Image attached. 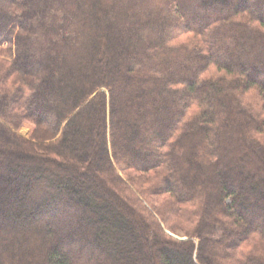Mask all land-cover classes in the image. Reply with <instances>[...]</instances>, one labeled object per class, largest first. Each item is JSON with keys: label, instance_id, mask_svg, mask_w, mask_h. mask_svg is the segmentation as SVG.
<instances>
[{"label": "trees", "instance_id": "trees-1", "mask_svg": "<svg viewBox=\"0 0 264 264\" xmlns=\"http://www.w3.org/2000/svg\"><path fill=\"white\" fill-rule=\"evenodd\" d=\"M263 14L0 0V264H264Z\"/></svg>", "mask_w": 264, "mask_h": 264}, {"label": "rangeland", "instance_id": "rangeland-1", "mask_svg": "<svg viewBox=\"0 0 264 264\" xmlns=\"http://www.w3.org/2000/svg\"><path fill=\"white\" fill-rule=\"evenodd\" d=\"M253 7H256V5H253ZM263 16H264V14H263ZM22 131V130H21ZM23 131H27L26 130V127H23ZM150 134V136H152L153 135V133H149ZM148 139H149V137H148ZM149 141V142H148ZM147 143H148V145L149 144H151V139H149V140H147ZM137 152L139 153V150H137ZM128 187H129V189H131L132 191H133V193L137 196V197H139L141 200H143L140 196H139V194H138V192H137V190L135 189V187L134 186H132V185H130V184H128ZM14 196L13 197H18L19 196V194H14V193H12ZM149 209V208H148ZM150 210V209H149ZM151 211V210H150ZM59 216V215H58ZM151 217L156 221V222H158L159 223V225H160V227H162V229H163V232H164V234H165V236H167V237H169V238H171V239H173V240H185V236L183 235V234H181V233H179V232H172V231H170V230H167L165 227H164V225L161 223V220H160V217L159 216H157L155 213H153L152 212V214H151ZM19 221H17V220H15L13 223V225L12 226H14L15 228H18V229H20V226L22 225V224H20V222L18 223ZM54 223V222H53ZM58 224V223H57ZM88 224V223H87ZM31 226L32 224H30V223H26L25 224V226ZM75 225H76V223H75ZM74 225V226H75ZM89 225V224H88ZM55 227H57V226H55ZM57 230V229H56ZM84 231H85V228L84 227H78L77 228V230L74 232V237H73V240H75V241H77L78 240V236H80L81 234H83L84 233ZM136 246V242H132V248H134ZM68 249H65V252L67 251ZM89 251L91 252L92 251V248H90L89 249ZM84 252H86V251H84ZM93 257V256H92ZM147 258H148V260H149V262L150 263H152L154 260H156L155 259V257L153 256V254L150 252V254L147 256ZM170 263H171V261H169ZM94 263V260H93V262H92V264Z\"/></svg>", "mask_w": 264, "mask_h": 264}]
</instances>
